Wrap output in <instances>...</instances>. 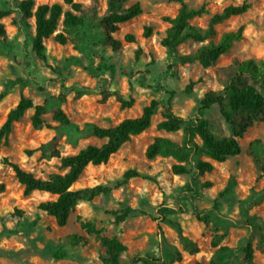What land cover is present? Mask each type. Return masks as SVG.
Instances as JSON below:
<instances>
[{"label":"rangeland","instance_id":"374dc122","mask_svg":"<svg viewBox=\"0 0 264 264\" xmlns=\"http://www.w3.org/2000/svg\"><path fill=\"white\" fill-rule=\"evenodd\" d=\"M90 3L91 0H76ZM244 0H186L189 7L206 6L207 13L192 21L194 26L206 29L210 18L230 5ZM18 0H0V11L9 16L0 20L7 29V37L0 40V93L9 82L18 78L27 81L25 87L16 85L0 102V128L9 112L26 97L31 108L14 124L8 141L0 149V180L7 185L0 194V264H106L101 247L103 238L117 239L125 247L120 255L121 264H132L137 256L160 258L165 252L179 253L180 261L168 264H207L219 247L236 248L251 239L255 249V262L264 264V255L258 248V235L253 227L264 231V123L251 127L238 139L241 152L223 163L214 162L215 169L201 180L209 182L203 197L193 202L181 196L188 181L186 176L172 172L173 158L157 157L148 160L147 147L156 137L181 142L182 132L166 133L157 129L162 120L161 108L153 117L150 129L124 144L108 163L88 166L74 189L102 187L106 192L92 200L81 201L71 212L66 226L59 227L56 220L42 211V202L55 200L42 192L24 194V187L16 179L9 163L18 164L36 178L46 180L52 174H64L61 158L74 155L88 145L101 146L103 140L82 137L76 128L88 123L112 127L128 118L141 115L153 100L166 102L172 94L176 115L192 119L199 116L211 123L216 138L229 135V128L218 108L200 111V102L209 90H219L215 68L228 65L233 58L241 60L264 59V0H249L252 8L244 15L233 17L217 27L218 37L225 31L244 27V38L234 44L229 53L220 57L213 67L199 64L176 63L161 45L168 24L165 16H175L179 4L173 0H129L125 7L139 2L143 14L120 25L114 34L123 42V48L113 51L104 46L102 31L93 23L77 29H65L63 18L57 32L45 40V59L29 53L27 36L35 34L34 19L20 16ZM37 4L63 3L60 0H35ZM98 19L107 7L100 0ZM64 10L69 7L63 5ZM146 27L153 35L145 38ZM67 38L60 44L56 34ZM133 34L136 43H127L125 36ZM199 44L191 43L180 50L190 53ZM95 74L108 79L114 90L130 95L134 90L135 104L122 109L110 99L100 103ZM194 85L189 90L188 86ZM67 92L65 100L60 93ZM81 88H89L78 94ZM82 91V90H81ZM44 106L38 112L36 108ZM61 109L70 122L63 124L57 118ZM37 116V126L34 118ZM259 140L262 154L256 156L251 143ZM53 150L59 156L52 157ZM136 171L137 177L126 179L125 174ZM219 203L220 218L208 224L199 221L194 212L210 209ZM161 208L173 210L164 221ZM182 228L184 239L196 244L200 252L192 255L179 237L176 226ZM217 245V247H215ZM60 253L64 254L60 258ZM136 264H141L136 263ZM233 264H245L243 254Z\"/></svg>","mask_w":264,"mask_h":264},{"label":"trees","instance_id":"16d2710c","mask_svg":"<svg viewBox=\"0 0 264 264\" xmlns=\"http://www.w3.org/2000/svg\"><path fill=\"white\" fill-rule=\"evenodd\" d=\"M18 11L21 17L34 19L35 34L27 36L29 53L34 52L39 59H45V40L53 36L63 18L65 29H77L87 23H93L102 31L103 44L113 51L123 48V42L114 37L120 31V25L127 23L143 14L144 10L139 2L125 7L129 0H107V7L98 19L102 8L100 0H91L90 3H82L76 0H60L63 5L69 7L64 10L60 3L37 4L35 0H18ZM179 4L175 16H165L164 22L168 24L161 40V45L167 49L176 63L182 65L199 64L204 68L215 66L221 56L226 55L233 48L234 44L244 38V27L236 30L225 31L218 37L217 27L233 17L246 14L252 5L249 0H244L240 5H230L222 12L213 15L206 29L199 28L192 24L196 18L207 13L206 6L198 8L189 7L186 0H173ZM6 11H0V20L8 17ZM145 38L153 35L152 27H146L143 33ZM7 37V29L4 23L0 22V40ZM57 41L65 45L67 38L62 33L56 34ZM127 43H136L137 38L133 34L125 36ZM191 43L199 44V47L190 52L184 53L181 47ZM216 81L221 85L219 90H209L205 93L200 102V111H207L214 107L218 108L221 117L229 128V135L216 138L211 131V123L202 116L185 119L176 115L172 106V94L166 102L153 100L145 106L141 115L135 118H128L112 127H100L88 123L84 128H76L77 133L84 137H94L103 140L101 146L88 145L78 153L61 158V169L64 174H52L48 179L36 178L32 173L26 172L15 163H9L18 182L24 187V194L31 195L33 192H42L56 196L55 200L42 202L39 208L56 220L59 227L67 225L71 212L84 200H92L101 193L106 192L105 188L96 187L93 189H74V186L83 175L88 166H99L109 162L118 153L121 147L133 137L141 135L151 128L153 117L161 108L162 120L157 124L159 131L166 133L182 132L181 142L173 141L166 137H156L147 147L145 156L148 160H155L157 157L173 158L176 164L172 166V172L178 176H186L188 181L181 189V196L193 202L203 197L204 190L210 186L209 182L201 180L206 173L214 169V162L223 163L228 158L238 155L241 147L238 139L241 138L249 128L264 123V59L255 61L253 59L241 60L233 58L226 66L215 68ZM98 82V94L100 103L105 104L114 99L122 109H130L135 104L134 90L130 85V95H124L120 90H114L111 82L95 74ZM22 88L27 81L18 78L9 82L6 89L0 93V102L11 92L14 86ZM194 84L188 86L190 90ZM60 93L58 99L65 100L67 92ZM82 90V91H81ZM78 91L82 95L84 91L90 92L89 88H81ZM31 108L30 101L22 96L17 106L12 109L0 128V149L8 141L9 135L13 132L14 124L19 122L25 113ZM44 106L36 108L37 113L44 111ZM57 118L63 124L70 126V122L61 109L56 110ZM37 116L34 118V125L37 126ZM251 148L256 156L262 154V144L259 140L251 143ZM52 157L59 156L57 150H53ZM264 155V152H263ZM126 179L137 177L136 171L130 170L125 175ZM1 178V176H0ZM7 185L0 180V194L6 192ZM219 203L207 210H198L194 207L196 218L208 224L211 220L220 218ZM173 212L170 208H161L159 213L164 221L171 223L167 216ZM179 237L184 240L185 247L192 254L200 252L199 247L184 239L182 228L175 225ZM258 235V248L264 255V231L260 226H255L251 231ZM101 247L105 253L106 264H121L120 255L125 247L117 239L103 238ZM217 247V245H215ZM240 254H243L245 264H257L255 262V249L250 238L236 248L219 247L211 261L207 264H233ZM65 255L60 253L59 257ZM182 259L179 253L165 252L160 258H153L149 255L137 256L132 264H168L172 261ZM202 264V263H199Z\"/></svg>","mask_w":264,"mask_h":264}]
</instances>
